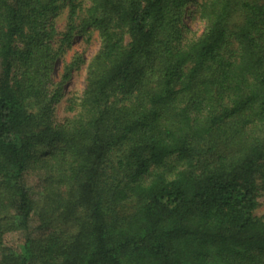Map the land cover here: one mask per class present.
I'll list each match as a JSON object with an SVG mask.
<instances>
[{
    "label": "trees",
    "instance_id": "obj_1",
    "mask_svg": "<svg viewBox=\"0 0 264 264\" xmlns=\"http://www.w3.org/2000/svg\"><path fill=\"white\" fill-rule=\"evenodd\" d=\"M262 193L264 0H0V264H264Z\"/></svg>",
    "mask_w": 264,
    "mask_h": 264
},
{
    "label": "rangeland",
    "instance_id": "obj_2",
    "mask_svg": "<svg viewBox=\"0 0 264 264\" xmlns=\"http://www.w3.org/2000/svg\"><path fill=\"white\" fill-rule=\"evenodd\" d=\"M197 7L194 4H188L184 9L182 20L187 26L188 39H196L202 33L204 24L198 19L191 21L186 14L187 10L196 11ZM68 10L63 9L59 16L56 18V28L59 32H63L67 25ZM100 48L99 40L94 34L90 39L76 36L73 40L72 47L65 51L55 62L52 71V83L57 85L62 83L64 69L67 65H70L78 58L84 61V64L79 69H74L70 73L69 78L61 84L63 90V98L55 109V121L61 123L71 115L68 112V102L71 99L80 100L86 86V72L89 62L94 58ZM29 184H32L29 183ZM134 202L130 201L123 208V212L130 214L133 211ZM255 216L261 218L264 221V193L259 196L258 206L255 210ZM63 225L62 227H64ZM66 228V227H65ZM55 228L52 227L50 231ZM20 238V237H19ZM9 243L17 241V237L9 235L7 238Z\"/></svg>",
    "mask_w": 264,
    "mask_h": 264
}]
</instances>
